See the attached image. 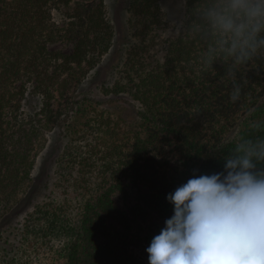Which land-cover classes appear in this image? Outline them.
I'll list each match as a JSON object with an SVG mask.
<instances>
[{
	"label": "trees",
	"instance_id": "trees-1",
	"mask_svg": "<svg viewBox=\"0 0 264 264\" xmlns=\"http://www.w3.org/2000/svg\"><path fill=\"white\" fill-rule=\"evenodd\" d=\"M72 1L0 0V204L28 179L43 128L38 114L23 110L27 93L41 96L47 117L55 97L64 98L108 51L113 32L104 0ZM206 3L185 0L180 32L162 61L149 68L130 53L134 64L126 74L136 119L107 117V152L87 160L96 172L80 177V210L53 207L35 217L48 222L47 236L61 239L56 264H149L146 249L173 215L167 195L194 173L223 171L241 140L264 138V50L244 64L223 57L208 64L210 40L190 31ZM154 4L134 0L131 9L141 8L142 15L135 12L144 20ZM54 10L65 11L63 24ZM59 41L72 50L56 48ZM125 84L109 89L124 93Z\"/></svg>",
	"mask_w": 264,
	"mask_h": 264
},
{
	"label": "rangeland",
	"instance_id": "rangeland-1",
	"mask_svg": "<svg viewBox=\"0 0 264 264\" xmlns=\"http://www.w3.org/2000/svg\"><path fill=\"white\" fill-rule=\"evenodd\" d=\"M85 1L99 2L73 0L72 6ZM133 1L104 0L105 15L113 32L108 51L98 64L87 69L81 83L69 88L64 98L55 97L50 115L40 113L43 104L40 95L29 91L24 98L23 110L38 114L35 118L41 119L43 128L30 153L33 166L28 179L8 202L0 204V264L60 261L56 252L60 251L61 239L47 236L48 222L37 221L35 217L39 211L53 207L73 215L80 210L79 193L83 190L80 177L96 172L86 164L87 160L91 162L107 152L110 137L107 117L119 123H133L136 119L134 111L138 103L133 99L126 74L134 64L129 60L131 55L136 63L145 62L151 68L163 60L169 41L179 34L185 0H153V14L144 20H139L142 16L135 12L141 14V8L131 9ZM53 17L63 24L65 11L54 10ZM54 46L70 52L73 45L59 41ZM116 83H126L129 89L120 94L111 92L109 88ZM115 109L120 111L115 113Z\"/></svg>",
	"mask_w": 264,
	"mask_h": 264
},
{
	"label": "clouds",
	"instance_id": "clouds-1",
	"mask_svg": "<svg viewBox=\"0 0 264 264\" xmlns=\"http://www.w3.org/2000/svg\"><path fill=\"white\" fill-rule=\"evenodd\" d=\"M190 31L210 40L208 64L247 63L264 50V0H207ZM166 199L173 215L146 249L149 264H264V138L241 140L223 171L194 173Z\"/></svg>",
	"mask_w": 264,
	"mask_h": 264
}]
</instances>
